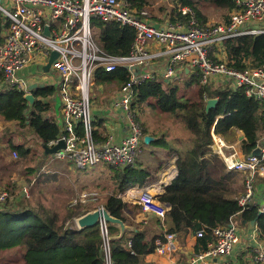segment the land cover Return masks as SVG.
Wrapping results in <instances>:
<instances>
[{
  "label": "built area",
  "instance_id": "2783aa9c",
  "mask_svg": "<svg viewBox=\"0 0 264 264\" xmlns=\"http://www.w3.org/2000/svg\"><path fill=\"white\" fill-rule=\"evenodd\" d=\"M233 3L227 22L201 23L189 7L178 5L177 13L186 17L185 23L178 18L170 23L172 17L167 14V25H155L148 10L137 8L131 0H0V14L10 22L0 43L3 76L0 90L14 88L25 96L28 86L34 83L57 90L60 133L46 146L52 148L62 142L64 148L52 154L54 159L68 161L78 170L98 164L115 169L135 168L143 153V127L134 109L137 105H133L134 87L141 82L162 78L173 83L177 78L194 77L201 87L215 85L240 90L247 98L264 102V67L234 68L224 47L230 39L264 35V0H233ZM93 20L134 29L129 53L120 57L105 53L96 41ZM52 52L58 57L45 72L43 67ZM218 52L225 54L226 59H216ZM33 64L37 66L36 72L29 78H20L19 73ZM120 67L129 71V81L118 90L117 99L111 100V108L118 110L116 119L124 123L126 133L120 142L107 139L100 144L94 139L92 87L98 72L111 73ZM53 77H57V82H50ZM212 140L210 148L223 160L226 170L244 175L238 205L241 210L251 209L255 206V181L264 177V149L258 156L249 154L238 158L232 152L233 146L221 136L212 133ZM19 194L29 199V187H22ZM100 196L97 191L81 192L70 200L69 207L93 205L90 211L103 208ZM9 199V193L0 190V204H6ZM139 203L143 213L159 217L157 226L162 229L164 240L156 241L155 252L167 255L175 251V235L169 234L165 227L167 210L157 209L143 196ZM260 211L264 212V205ZM234 220L231 218L227 225L214 228L212 242L205 250L192 254L186 264H219V259L229 256L241 232ZM97 226L102 238L103 263L113 264L110 224L101 217ZM202 234L201 230L194 236L199 238ZM251 249V263L264 264V243L253 244Z\"/></svg>",
  "mask_w": 264,
  "mask_h": 264
},
{
  "label": "trees",
  "instance_id": "16d2710c",
  "mask_svg": "<svg viewBox=\"0 0 264 264\" xmlns=\"http://www.w3.org/2000/svg\"><path fill=\"white\" fill-rule=\"evenodd\" d=\"M177 1L176 6L170 10V23H175L177 18L182 24L186 21L185 16L177 13L178 5L189 7L201 23L208 19L193 0ZM131 2L137 8L147 6L146 0ZM208 2L214 8L227 12L234 8L233 0ZM228 20L229 17L225 16L222 21ZM9 25L10 22L0 14V43ZM93 25L96 41L105 53L118 57L129 53L135 38L134 29L98 20H93ZM224 47L229 63L234 68L264 67V35L230 39ZM129 76V71L120 67L111 73L98 72L96 81L110 90H120L129 81ZM176 82H165L162 78L143 81L134 87L136 98L133 103L140 108L142 105H151L161 113L175 116L191 136L192 145L184 153L177 154V174L165 187V193L160 198L162 203L170 206L165 222L167 232L183 239L202 230V236L195 242L194 252L197 253L205 250L212 242L214 228L227 225L231 218L238 217L245 225L257 219L256 232L264 242V212L257 205L249 210H241L238 205V197L243 189V174L227 171L223 160L210 148L212 133L232 144L237 139L235 131L239 130L244 135L240 142L241 151L244 155L251 154L259 146L264 102L247 98L240 90L201 87L194 77L186 81L184 86V89L191 85L197 86L194 97L189 98L180 93ZM2 83L3 76L0 73V88ZM32 94L34 103L29 107L23 92L14 88L0 90V122L12 123L21 129L27 126L31 130L30 134H34L41 145H48L60 133L59 125L47 117L57 90L54 87H43L33 90ZM209 99H216L217 104L205 113L206 101ZM101 123L93 125L99 128ZM140 125L143 127V136H146L144 125ZM7 135L6 150L9 153L20 157L29 152L24 144H12V135ZM94 139L102 144L108 138L95 131ZM110 171L114 188L111 194L105 195L103 208L113 218L135 228L117 239L118 228L109 226L112 263L150 264L146 259L155 253L156 240L163 241V235L149 227L142 228L132 223L126 216L129 205L121 200L127 188L135 184L143 185L148 179V173L137 168L110 167ZM12 188L7 184L3 189L9 193L10 202L0 204V252L15 251L14 255L21 264H104L98 226L78 229L74 223V220L93 207H66L64 216L60 217L50 208L32 203L18 193L11 194Z\"/></svg>",
  "mask_w": 264,
  "mask_h": 264
},
{
  "label": "crops",
  "instance_id": "0c3cea01",
  "mask_svg": "<svg viewBox=\"0 0 264 264\" xmlns=\"http://www.w3.org/2000/svg\"><path fill=\"white\" fill-rule=\"evenodd\" d=\"M151 20L154 22L155 25H159V23L161 25L162 24L167 25L168 23L164 13L159 14V15L154 13V15L151 16ZM215 58L225 60L226 55L221 52H218ZM36 69H37V66L33 64L26 71L19 73V77L29 78L36 72ZM57 80H58L57 77H53V79H50V82L51 83L57 82ZM96 84H97L96 89H97L98 95L94 98V93H95L94 86ZM214 86L212 85L209 88L211 89L220 88V87H214ZM93 87H92V116H93L94 124L97 122H102L101 123L102 126L100 124L99 128L94 126L95 131H97L98 135L106 137V139L108 138L113 142H120L126 133V127L122 121H118L116 119L118 110L114 109L113 107L111 108V102L113 101L112 99L116 100L119 95V92L116 89L110 90L111 95L109 96V102L105 103V102H101V100L103 99L102 97H100L102 95L101 90L102 89L109 90V88L107 86L105 87L104 85L98 84L97 81H95ZM51 105L52 107H51V110L48 112L47 117H49L56 124L59 125L61 121V110H60V101H59L58 96H56L55 98L51 100ZM145 128L146 126L144 125V129ZM21 130L24 132L25 135H28L31 133V130L29 127H25ZM154 133L155 134H146L152 137L153 141L150 145L143 144V153L138 158L136 166H135V168L139 170L146 171L148 173V179L143 185L135 184L127 188L125 192L121 195V200L124 203L129 205V207L126 210L127 211L126 216L132 223L139 224L142 228L149 227L152 231H156L162 234L163 233L162 229L157 226L160 222L158 219L159 217L155 215L154 213H143L142 206L139 203L140 198L142 196L146 197L150 201L152 206L156 207L157 209L164 208L165 210H167L166 211V214H167L170 207L165 208L164 206L165 204L160 201V198L165 193V187L169 185V183L175 178L177 174V169L175 166L177 154L184 153L186 149L180 148L179 145H176V146L170 145L167 148H159L158 145L160 143L161 137L158 133L156 132ZM235 134L237 138L236 141L233 142L232 144H229L227 142L226 143L229 144L230 146H233L232 152H235L238 158H242L245 155L241 151L240 142L244 139V135L239 130H236ZM167 135L173 142L176 141L177 144L180 141L183 142L181 136L176 132H169L167 133ZM241 136H243L242 140H240ZM258 141H259L258 147H259V150L261 151L262 149H264V123L261 124V130L259 132ZM24 146L26 147L25 144ZM4 151L7 152L6 145L1 142L0 143V166L2 168L1 170L3 171H0V190L5 189L3 185L5 184V181L6 183L8 181H10V183H14V181L17 182L20 179L18 177L19 175L17 176V174H14L11 172V169H8V165H10V163L6 164V162H8V158H6L8 157V154L5 155ZM18 172H21V170H18ZM25 173L29 174L27 171H25ZM27 179L29 180V182L30 180L32 182L33 178L31 177V174H29V176L27 175ZM51 179L52 181H54L56 179V175L54 174L53 178ZM19 181H21V179ZM111 183H107L103 185L100 182L98 183L97 186L94 187V190H89V188L87 187H85L84 190H77V191L75 190L74 194L70 197L69 200H71V198L74 197L76 194H79L81 192H86V190H88V191L99 192L101 194L100 200H102L103 202L105 195L111 194L113 192L114 187H113V184L111 185ZM19 184L22 185L23 183H19ZM33 185L34 183H32V186ZM40 189L41 191H43V188H40ZM13 194H16V193H13ZM46 198L49 199L48 195H46ZM66 199H68L66 195H60L58 200L64 201ZM254 201H255V205H257L259 209L261 208L262 205H264V177H258L255 181ZM165 222H166V219H165ZM241 224L245 225L243 222ZM127 227L130 229H135L130 226H127ZM165 227L167 228L166 223H165ZM247 228H248V225L246 224L245 227L242 228L241 232L238 234L239 240H238V243L235 245L233 252L225 258L219 259L218 260L219 264H223V263L252 264L251 263L252 245L257 244V243L261 244L264 242L262 239H260L257 236L258 234L256 232L257 231L256 225L251 234L248 232ZM255 234H256V239L254 238ZM196 240L197 238H195L194 235H189L183 239L177 238L175 235V241H174L175 247H176L175 251L167 255H160L155 252L152 255H149L146 260L150 264H186L188 258L192 254L195 253L194 247H195Z\"/></svg>",
  "mask_w": 264,
  "mask_h": 264
},
{
  "label": "rangeland",
  "instance_id": "374dc122",
  "mask_svg": "<svg viewBox=\"0 0 264 264\" xmlns=\"http://www.w3.org/2000/svg\"><path fill=\"white\" fill-rule=\"evenodd\" d=\"M146 1L147 6L145 8L148 10L150 16L154 15V13L158 15L164 13L166 16L167 14H170L171 8L175 7L178 3L177 0ZM193 1L198 3L203 16L208 18L206 22L220 23L224 22L222 20L225 19V16H230V12L214 8L212 5H210L208 0ZM92 26L94 27L93 24ZM174 80L175 81L173 82H176L178 80L176 82V85L179 88L181 94L189 98L194 97L197 86L191 85L184 89L185 82L189 81V78H177V80ZM96 86L97 84L94 86V98L98 95ZM106 90H101L102 95L100 97L103 98L101 102L108 103L111 92L110 89ZM153 108L154 107H152L151 105H142L141 108L138 105L136 107L134 106L137 114V120L140 124L146 126V134H155L154 132H156L160 135L161 140L158 145L159 148H167L170 145H179L180 148L186 149L187 151L192 145L191 136L189 132L184 128L180 120L175 116L161 113L158 109ZM0 127V143L2 142L3 144L7 145V133H9L10 136L12 135V144H25L26 149H29V152L21 155L20 157L16 156V158L14 157L13 153H9L8 150L7 152L4 151L5 155L8 154V157H6L8 158V162H6V164L10 163V165H8V169H11V172L17 174V176L19 175L18 177L21 179V181H19V179L17 182L14 181V183H10V181L6 183L5 181V184H3L4 188L7 186V184H10V186L13 187L10 191H12L13 193H18L17 195H20L19 193L22 187L28 186L30 190V198L28 200H30L32 203L36 202L47 208L57 211V214L60 217H63L66 211V207L70 205L69 199L74 194L75 190H84L85 187L89 188V190H94V187L97 186L100 182L103 185L111 183L110 167L103 164H98L92 168L78 170L72 163L68 161L56 160L53 158L52 154H45L41 148L40 140L34 134L25 135L24 132L19 129L20 127L18 125L16 127L12 123L3 124L0 122ZM169 132L178 133L181 136L183 142L180 141L178 144L176 141L173 142L167 135V133ZM1 169L2 168L0 166V171H3ZM18 170H21V172H18ZM25 171L31 174V177L33 178L32 182L30 181L29 184L25 182L28 180L27 175L29 176V174H26ZM54 174L56 175V179L52 181L51 178H53ZM242 176V186H244V175ZM19 183H23L24 185H20ZM32 183H34L33 186ZM40 188H43V191H41ZM46 195H48L49 199L46 198ZM60 195H66L68 199L64 201L58 200ZM8 201L10 202V199ZM18 202L19 199L17 200L16 204H18ZM100 202H102V200H100ZM90 207H93V205H91ZM234 221L235 224L241 229L245 227L241 224V221L238 217ZM14 253L15 251L11 250L1 251L0 264H21L17 261Z\"/></svg>",
  "mask_w": 264,
  "mask_h": 264
},
{
  "label": "water",
  "instance_id": "95a60500",
  "mask_svg": "<svg viewBox=\"0 0 264 264\" xmlns=\"http://www.w3.org/2000/svg\"><path fill=\"white\" fill-rule=\"evenodd\" d=\"M48 30H45V35L48 36ZM58 57V54L56 52H52L49 56L47 64L43 67V70L47 72L52 64V62ZM135 73H138V70L135 69ZM43 84H31L28 86V93L24 96V99L27 101L28 106L32 107L34 103V96L32 94V91L38 88H43ZM217 104L216 99H209L206 101L205 105V113H207L209 110L213 109ZM243 139V136H241L240 140ZM153 141V138L150 136H144L143 137V144L150 145ZM43 152L45 154H54L56 151L63 149L64 144L62 142H59L57 145H55L52 148L47 147L46 145L41 146ZM260 154L259 148H256L253 150L252 155L258 156ZM261 213H258V216H260ZM103 218L108 224L112 226H116L118 228V238H121L126 231H132L133 229L128 228L121 220L113 218L104 208L95 209L93 211H89L88 213L82 215L81 217L74 220V223L78 229H84V228H92L98 225L99 218ZM257 219L252 220L248 222V232L254 230L255 224ZM245 224V222H243Z\"/></svg>",
  "mask_w": 264,
  "mask_h": 264
}]
</instances>
